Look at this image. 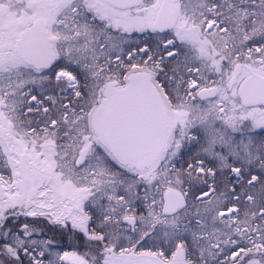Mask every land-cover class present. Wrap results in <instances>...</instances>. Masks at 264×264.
Returning <instances> with one entry per match:
<instances>
[{"label":"snow or ice","instance_id":"6c2138e0","mask_svg":"<svg viewBox=\"0 0 264 264\" xmlns=\"http://www.w3.org/2000/svg\"><path fill=\"white\" fill-rule=\"evenodd\" d=\"M0 264H264V0H0Z\"/></svg>","mask_w":264,"mask_h":264}]
</instances>
